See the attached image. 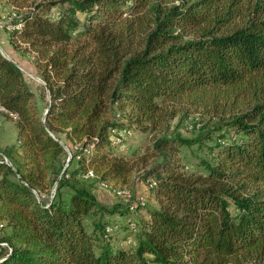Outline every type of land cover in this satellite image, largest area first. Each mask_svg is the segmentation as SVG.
I'll return each mask as SVG.
<instances>
[{
    "label": "trees",
    "instance_id": "obj_1",
    "mask_svg": "<svg viewBox=\"0 0 264 264\" xmlns=\"http://www.w3.org/2000/svg\"><path fill=\"white\" fill-rule=\"evenodd\" d=\"M7 1L0 110L16 141L0 147V264H264V14L230 28L214 0ZM18 47L32 54L43 109ZM239 95L251 104L223 117ZM182 99L217 118L193 137H156L162 159L138 175L154 180L155 203H103L84 180L128 182L124 134L158 131ZM192 143L206 154L197 171L176 155Z\"/></svg>",
    "mask_w": 264,
    "mask_h": 264
},
{
    "label": "rangeland",
    "instance_id": "obj_2",
    "mask_svg": "<svg viewBox=\"0 0 264 264\" xmlns=\"http://www.w3.org/2000/svg\"><path fill=\"white\" fill-rule=\"evenodd\" d=\"M169 3L177 2L178 0H168ZM213 14L219 17H225L221 26L233 28L235 26H242L251 18H258L262 13L264 14V0H214V6L212 7ZM16 8L7 0H0V47L12 51V45L9 38V30L12 25L8 22L11 18L9 15H13V11ZM229 10V12H227ZM6 52V51H5ZM8 54V53H7ZM15 57L23 65L21 68L27 78L30 86L34 90L35 100L43 109L46 102V95L42 87V81L38 79V75L35 74V69L31 62L32 54L28 51H23L21 47L17 48ZM241 96L234 104H228L227 107L221 112L223 117H226L232 112H236L251 104V96L246 97L241 101ZM238 104V105H237ZM168 110L173 109L174 115L163 122V126L156 132L141 131L139 129L130 130V132L124 134V139L121 145V149L131 155V178L126 183L115 182L113 185L106 188L101 186L96 179L87 178L85 183L90 185L93 192L98 198L105 204H111L117 202L121 204L135 202L137 195L142 194L147 199L148 203H155L151 195L150 181L151 179L140 178L138 175L148 168L155 166L162 159V152L160 149L154 147V140L162 133L167 134H181L182 136H194L199 130V126L204 121L211 119V121L217 118V113L211 112L208 106L201 105L196 106L193 102L182 99L176 103H169ZM165 120V121H166ZM211 123V122H210ZM16 141V129L13 119L7 118L0 110V147H4ZM184 169L200 170L199 159L206 156L204 149L198 145V143H192L190 145H182L176 153ZM74 164V161L72 162ZM153 180V179H152ZM125 187L130 192V197L125 198L118 194L116 190ZM63 189H66L64 187ZM145 216L143 209H137L131 212L130 217L139 223ZM112 221L124 222L127 218L124 215L112 214L105 215ZM137 222V223H138ZM139 231L137 229L132 230L128 239L122 241L127 247H134L136 243L135 235ZM122 240L118 237L117 242Z\"/></svg>",
    "mask_w": 264,
    "mask_h": 264
},
{
    "label": "built area",
    "instance_id": "obj_3",
    "mask_svg": "<svg viewBox=\"0 0 264 264\" xmlns=\"http://www.w3.org/2000/svg\"><path fill=\"white\" fill-rule=\"evenodd\" d=\"M113 141H114V142H118V141H119V137H118V136H115ZM84 176H85V177H94V173H93V171H92L91 169H88V170L84 173ZM99 184H100L101 186H103V187H106V188H108V187H110V186L113 185L112 183L107 182V181H105V180L100 181ZM153 184H154V180L151 179V181H150V186H152ZM116 192H117L118 194H120V195L123 194L122 196H124L126 199L129 198L130 195H131L130 192H129L125 187L116 190ZM145 201H146L145 196L142 195V194H139V195H137L135 202H133L132 207H136L138 204H143ZM131 227H132L133 229H135L136 226H135V223H134V222H132ZM106 229H107V230H110L111 227H110V226H107Z\"/></svg>",
    "mask_w": 264,
    "mask_h": 264
},
{
    "label": "water",
    "instance_id": "obj_4",
    "mask_svg": "<svg viewBox=\"0 0 264 264\" xmlns=\"http://www.w3.org/2000/svg\"><path fill=\"white\" fill-rule=\"evenodd\" d=\"M0 49H1V51L3 52V54H4L5 56H7V57L10 58V56L7 54V52H5L1 47H0ZM38 79L41 80L40 77H38ZM41 81H42V80H41ZM49 107H50V103L47 104V106H46V108H45V111H44V113H43V117L46 115V113H47ZM60 141H61V140H60ZM70 159H71V154L69 153L68 156H67V159H66V163H65V165H64V168L66 167V165L68 164V162L70 161Z\"/></svg>",
    "mask_w": 264,
    "mask_h": 264
}]
</instances>
